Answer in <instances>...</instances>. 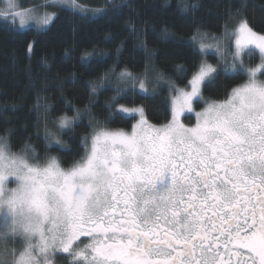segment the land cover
<instances>
[{
	"label": "snow or ice",
	"instance_id": "obj_1",
	"mask_svg": "<svg viewBox=\"0 0 264 264\" xmlns=\"http://www.w3.org/2000/svg\"><path fill=\"white\" fill-rule=\"evenodd\" d=\"M61 3L89 11L77 0H42L15 11V0H7L0 16L14 28H46L55 18L47 8ZM235 15L240 19L226 21L220 37L199 30L190 37L223 67L201 61L185 88L169 82L162 101L167 123L150 124L143 107L118 104L127 88L150 91L145 79L124 69L109 118L129 113L137 123L125 132L90 121L83 153L71 166L62 167L47 149L63 147L58 133L74 128L79 110L57 117L53 131L49 106L37 98L45 116L43 156L27 143L14 151L11 130L0 135V264H57L60 256L68 264H264V33L240 8ZM257 55L259 64L246 63ZM221 73L245 79L223 101L205 100L202 88ZM90 85L95 94L100 84ZM194 100L205 107L188 127L180 118L193 112Z\"/></svg>",
	"mask_w": 264,
	"mask_h": 264
},
{
	"label": "trees",
	"instance_id": "obj_2",
	"mask_svg": "<svg viewBox=\"0 0 264 264\" xmlns=\"http://www.w3.org/2000/svg\"><path fill=\"white\" fill-rule=\"evenodd\" d=\"M82 1L103 11L83 14L61 8L44 30L14 28L0 16V135L11 130L14 151L27 143L43 156L45 116L43 108L36 107L37 98L41 105L49 106L47 126L53 131H57V117H74L79 110L74 128L58 133L63 147L53 144L47 149L65 168L80 159L81 139L90 133V121L128 132L136 124L137 119L123 112L109 118L120 71L151 74L186 87L191 72L203 60L190 39L197 30L222 35L226 21L232 25L240 19L235 15L240 8L253 30L264 33V0ZM182 2L188 4L187 11L180 10ZM85 52L92 55L83 59ZM209 60L218 63L214 56ZM251 60L258 61V55ZM178 65H183L185 73L177 70ZM106 73L113 77L104 83ZM244 79L243 75L226 77L221 73L203 87V94L214 101L224 100ZM91 81L100 84L95 94ZM168 90L167 84L155 93L127 88L117 101L126 107H143L148 121L160 126L171 119L168 106L162 102ZM195 108L202 107L198 104ZM186 118L192 122L196 116L192 113Z\"/></svg>",
	"mask_w": 264,
	"mask_h": 264
},
{
	"label": "rangeland",
	"instance_id": "obj_3",
	"mask_svg": "<svg viewBox=\"0 0 264 264\" xmlns=\"http://www.w3.org/2000/svg\"><path fill=\"white\" fill-rule=\"evenodd\" d=\"M41 2H42V0H15V4L17 5L15 11H24V10H28V9L35 8V7H36L37 5H39ZM77 2L80 3V4L85 5V6L89 9L88 12L83 13V14L94 13V12L91 11V10H93V9H98V8H95V7L90 6V4L85 3V2H83L82 0H77ZM6 3H7V0H0V9H3V8L5 7V5H6ZM61 8H68V9H71V10H74V11H78V12H80L79 10L73 9L70 5H68V4H64V3H61L58 7H48V8H47V11H48V12H54V13H55V17H56L58 9H61ZM42 11H43V10H42ZM1 17H2V16H1ZM2 18H3V17H2ZM54 19H55V18H54ZM54 19L52 20V22L54 21ZM52 22H51L46 28H48V27L52 24ZM29 27H37V26H36L34 23H32V24H30L28 27L23 28L22 30L27 29V28H29ZM46 28H39V29L44 30V29H46ZM201 32L210 33V34H212V35H214V36H217V37L222 36V35H217V34H215V33L207 32V31H201ZM207 42H208V43H212V41H207ZM202 56H203V60H202V61H207V63L213 65L214 67H217L218 69L221 68V67H223L222 62L220 61L218 55L215 54V52H213V51H209V53H208L207 55H202ZM210 56H214L215 58H217V59H218V63H217V64H213V63L209 60V57H210ZM246 63H249L250 66H254V65L259 64V63H260V60H258V61L250 60V61H246ZM132 74H133V73H132ZM110 75H111V74H110ZM110 75L108 74V79L104 80V83H105L106 81H109V79H111V78L113 77V75H111V76H110ZM133 75H135V76H139V75H136V74H133ZM109 76H110V77H109ZM139 77L142 78V79H145L146 84L150 87V91H149V93H155V92H157V91H158V88H159L160 86H161V87L164 86L165 84H167V85L169 86V83L166 82L164 79L160 78L159 76L156 77L155 75L151 76V74H149V75H144V74H143V75H140ZM117 82H118V80H117ZM118 83H119V82H118ZM107 84H108V83H107ZM177 87H178V86H177ZM180 88H185V87H180ZM140 92H142V91H140ZM142 93H144V92H142ZM202 94H203V88H202ZM203 96H204V94H203ZM204 98H205V96H204ZM205 100H207V101H214V100H211V99H209V98H205ZM220 101H223V100H220ZM198 104H199L200 107H202L200 110H196V108H195V107H197ZM136 107H137V106H136ZM204 107H205V104H204L203 102H197V101L194 100V101H193V112H192V113L195 114L196 112H200V111H202V110L204 109ZM129 108H132V107H129ZM192 113L185 112V113L181 116V118H180L181 121L183 122V119H184L187 115H190V114H192ZM124 114H126V115H128V116H132V114H129V113H124ZM145 116H146V115H145ZM147 120H148V119H147ZM136 123H137V122H136ZM149 123H150V122H149ZM150 124H151V123H150ZM114 130H120V129H114ZM125 132H128V131H125ZM61 166H62V165H61ZM9 187H15V185H14V184H10Z\"/></svg>",
	"mask_w": 264,
	"mask_h": 264
},
{
	"label": "flooded vegetation",
	"instance_id": "obj_4",
	"mask_svg": "<svg viewBox=\"0 0 264 264\" xmlns=\"http://www.w3.org/2000/svg\"><path fill=\"white\" fill-rule=\"evenodd\" d=\"M183 123H184L186 126H188V127H192V126L195 125V123H196V119H195L194 121H192V122H188V121H187V118L185 117V118L183 119ZM81 239H85V238L82 237ZM57 264H68V261L64 258V256H60V257L58 258Z\"/></svg>",
	"mask_w": 264,
	"mask_h": 264
}]
</instances>
